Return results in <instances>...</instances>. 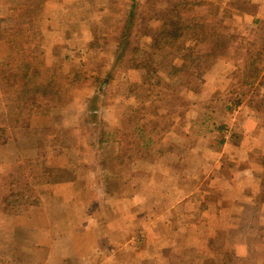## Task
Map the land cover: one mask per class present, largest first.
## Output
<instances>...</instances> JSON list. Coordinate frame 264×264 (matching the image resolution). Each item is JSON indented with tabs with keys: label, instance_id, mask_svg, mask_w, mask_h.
Returning a JSON list of instances; mask_svg holds the SVG:
<instances>
[{
	"label": "rangeland",
	"instance_id": "obj_1",
	"mask_svg": "<svg viewBox=\"0 0 264 264\" xmlns=\"http://www.w3.org/2000/svg\"><path fill=\"white\" fill-rule=\"evenodd\" d=\"M187 2L234 37L170 75L150 46L177 1L0 0L41 70L29 87L74 81L33 106L0 41V264H264V86L247 80L264 0Z\"/></svg>",
	"mask_w": 264,
	"mask_h": 264
},
{
	"label": "trees",
	"instance_id": "obj_2",
	"mask_svg": "<svg viewBox=\"0 0 264 264\" xmlns=\"http://www.w3.org/2000/svg\"><path fill=\"white\" fill-rule=\"evenodd\" d=\"M174 1L178 3L173 5L170 9L161 11L162 15H159V19H156L161 24V27L159 26L157 33L152 37L150 46L151 49L160 52L163 60L172 66V73L170 72V75L185 73L189 67H192L194 64L193 61L196 60V55L194 53L195 46L206 45L207 47H211L214 52H223L231 47V36L234 37V35L230 34V27L226 26L224 22L218 21L216 23H211L206 19L202 21L200 18L187 16L186 11L190 2H187V0H171L172 3ZM137 8L138 7L135 5L130 17H128L130 18V25L127 27L128 31L135 23ZM2 22L3 21L0 20V41L6 40L11 47L12 53H14V62L16 63L14 68L18 71L19 77L24 81L22 90L28 100L35 107L38 106L40 100H45L52 96H55L59 101H63V96L74 86V81L70 82V76L64 75V73L57 72L55 77H51L49 73H44L41 84L30 88L28 85L30 78L38 76L41 70L34 71L33 68L35 65L25 58L20 57L22 43L18 41L16 37L17 34L13 32L10 33L11 29L2 26ZM127 30L125 27V34L122 37V43L120 45V50H123L119 56L120 61L122 59L124 60L130 54H127V48L130 45L131 34H129L130 32ZM168 50H171V52L168 53ZM139 53L140 52L132 50V54L136 56ZM170 56L172 60L169 59ZM247 59L251 62L253 61L255 64H263L262 67L252 65L248 68L249 75L247 76V80L249 85L253 86L260 80L261 86H264V53L261 52L254 56L250 55ZM149 60L155 61L153 58H149ZM179 61L180 63H178ZM136 62L137 59L134 57L131 63ZM162 67L164 70H167L168 65ZM75 77L78 76L76 75ZM10 178L14 177L10 176L8 180H11ZM210 243L214 245L215 241H211ZM230 261H235L234 257H231ZM239 261L241 260L238 259L237 262Z\"/></svg>",
	"mask_w": 264,
	"mask_h": 264
},
{
	"label": "crops",
	"instance_id": "obj_3",
	"mask_svg": "<svg viewBox=\"0 0 264 264\" xmlns=\"http://www.w3.org/2000/svg\"><path fill=\"white\" fill-rule=\"evenodd\" d=\"M260 7H258V9H259ZM261 10H262V14H261ZM259 13V15H258V18H264V12H263V9L262 8H260V10H258L257 11V14ZM257 16V15H256ZM203 192H200V194H202ZM200 194H198L197 193V195H200ZM191 196V195H190ZM202 196V195H201ZM231 206V205H230ZM233 206V205H232ZM233 212H234V210H232Z\"/></svg>",
	"mask_w": 264,
	"mask_h": 264
}]
</instances>
